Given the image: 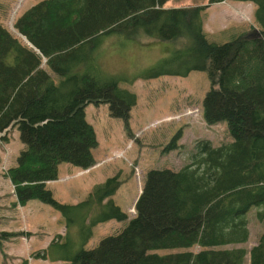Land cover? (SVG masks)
<instances>
[{
	"label": "trees",
	"instance_id": "16d2710c",
	"mask_svg": "<svg viewBox=\"0 0 264 264\" xmlns=\"http://www.w3.org/2000/svg\"><path fill=\"white\" fill-rule=\"evenodd\" d=\"M169 1L177 0H39L13 21L19 35L0 25V141L16 125L24 145L7 170L15 196L19 203L34 198L51 205L65 234L73 226L78 238L74 250L55 234L34 257L55 264H243L246 251L235 245L247 240L246 212L257 206L261 232L247 256L248 264H264V0H231L251 2L257 26L223 43L208 41L202 30L205 5L223 0L165 7ZM107 38L153 39L169 49L142 77L205 71L203 121H225L232 140L215 146L197 140L187 164L148 171L134 216L85 249L94 225L126 219L105 200L117 181L94 185L74 204L54 200L45 182L56 178L61 162L93 164L96 142L85 104L107 102L112 114L126 117L134 103L97 63Z\"/></svg>",
	"mask_w": 264,
	"mask_h": 264
},
{
	"label": "rangeland",
	"instance_id": "374dc122",
	"mask_svg": "<svg viewBox=\"0 0 264 264\" xmlns=\"http://www.w3.org/2000/svg\"><path fill=\"white\" fill-rule=\"evenodd\" d=\"M37 1L0 0V25L9 33L19 35L12 27L13 21ZM227 2L234 5H205L202 30L208 41L223 43L234 35L249 32L252 25L257 26L252 3H249L252 12L242 17L249 24L236 25L231 22L239 19L243 10L235 5L245 3ZM205 3L206 0H177L166 2L164 6ZM109 38L99 53L97 50V63L106 76L118 78L119 88L134 95V103L126 117L112 114L107 102L85 104L84 119L92 127L96 142L90 148L93 164L82 170L61 162L57 165L56 178L45 183L54 200L74 204L83 200L94 185L104 183L108 178L117 181L116 189L105 200L111 199L126 219H110L94 225L85 249L95 247L103 237L117 233L134 216V202L148 171L176 170L187 164L197 140H207L212 146L232 140L225 121L209 125L203 121L202 100L209 87L205 71L192 70L183 76L142 77L144 71L168 56L169 49L165 50V45L159 46L153 39L135 43L115 42ZM51 76L57 80L56 76ZM5 135L7 141H0V264H18L22 259H26L27 264H55L48 257H34L33 254L58 233L61 234L60 243L67 242L78 250L76 229L71 226L65 234L64 219L47 203L34 198L23 203L17 201L7 170L16 165L24 145L16 125ZM258 209L251 206L246 212L248 237L245 242L235 245L246 251L243 264H248L247 251L261 232L255 216ZM153 252L163 254L168 249Z\"/></svg>",
	"mask_w": 264,
	"mask_h": 264
},
{
	"label": "crops",
	"instance_id": "0c3cea01",
	"mask_svg": "<svg viewBox=\"0 0 264 264\" xmlns=\"http://www.w3.org/2000/svg\"><path fill=\"white\" fill-rule=\"evenodd\" d=\"M228 0H223V1H220V2H216V3H228L227 2ZM235 3H245V4H238V5H235V6H238V7H240V9L241 10H243V12H242V15H241V17L239 18V19H237V20H234V21H232L231 23H234V24H236V25H240V24H249V23H245V21L243 20V16H247L248 14H250L251 12H252V9H250L249 7H251V6H249L250 4L249 3H251V2H240V1H237V2H235ZM205 4H207V3H205ZM204 4V5H205ZM212 4V3H211ZM229 5H234V4H232L231 2H229L228 3ZM254 11V10H253ZM253 15V14H252ZM251 27H253V28H255L256 29V26H251ZM87 169V168H86ZM86 169H84V170H86ZM83 170V169H82ZM50 181V180H49ZM48 181H46L45 183H47ZM59 234V233H58ZM61 235V234H60ZM55 237V236H54ZM52 239H55V238H51V240ZM51 240H49L48 241V243L46 242L44 245H42V246H40L39 248L40 249H44V248H46L47 246H48V244H49V242L51 241ZM58 240H61V236L60 237H58Z\"/></svg>",
	"mask_w": 264,
	"mask_h": 264
}]
</instances>
